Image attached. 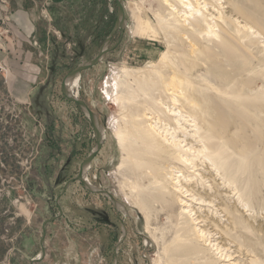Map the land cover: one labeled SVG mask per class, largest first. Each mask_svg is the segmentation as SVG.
Here are the masks:
<instances>
[{"label": "rangeland", "instance_id": "obj_1", "mask_svg": "<svg viewBox=\"0 0 264 264\" xmlns=\"http://www.w3.org/2000/svg\"><path fill=\"white\" fill-rule=\"evenodd\" d=\"M122 3L126 19L122 39L97 65L79 75L76 91L77 98L95 113L104 130L103 145L85 180L107 191L126 213L117 211L103 194L85 189L81 182L72 183L60 197L62 216L46 227L45 256L36 264H264V149L256 145L259 139L264 144V98L258 95H264L261 80L264 77V0H241L239 5L235 4V13L239 16L232 17L242 24L251 23L247 25L255 32L253 41L247 47L236 46L234 41V44H221L222 49L237 54V70L242 62L249 67L248 72L255 74L246 80V85L252 92L249 97L260 99L253 103L261 119L258 121L260 136L245 135L237 141L239 147L250 152L249 158L236 162L237 180L244 186L247 177L245 186L250 197L243 204H234L235 197L228 198L230 190L218 185L221 181L215 179L211 186L221 195V202L237 206L238 211H233L235 216L221 212L218 200L211 204L207 200L203 205L190 202L195 217L206 218L204 228L210 234L209 241L214 239L221 246L222 257L197 239L191 221L187 224L191 227L190 238L187 236L185 240L186 236L178 234L180 224L186 221L181 216L185 206H181L180 196H176L178 200L174 194L167 196L166 183L165 190L168 189L164 195L151 185L152 176L157 178L162 167H178L177 164L168 161L166 156L155 158L156 155L146 154V159L139 158L142 162L133 157L138 161H133L136 171L118 168L123 154L113 132L123 125L131 133L134 127L132 134L138 143V131L140 134L147 128L143 114L156 112L148 101L149 106L139 103L140 106L138 102L142 98L133 104L126 103L131 104L127 106L121 98L128 97L132 90L135 93V76L149 66L157 68L155 61L165 49L144 33L155 32L156 15H167L162 0H122ZM17 8L27 11L35 25L32 36L25 42L30 57L17 59L33 75L26 100L14 98L6 82L7 76L15 72L10 46L22 44L12 27L11 17ZM115 16V0H0V264H31L39 256L43 223L58 212L55 198L77 174L80 163L95 145L90 122L76 105L62 96L60 86L70 70L97 53L112 31ZM219 25L220 35L221 30H229L226 25ZM232 26L237 25L232 22ZM119 35V31L115 32L108 47L115 44ZM172 50L186 54L180 47ZM210 68L212 72L216 70L213 75L223 77L226 73L225 67L210 64ZM121 82L126 86L131 84L122 88ZM119 87L123 89L122 95ZM159 97L166 101L165 97ZM152 156L155 162L150 160ZM144 162L149 164L140 169ZM151 165L156 167L155 173ZM199 166L198 169H203ZM183 175L188 174L184 171ZM205 190L210 192L205 188L200 190L201 194ZM225 229L228 234L224 233ZM123 230L124 237L119 242ZM194 246L203 249L200 255L196 247L192 249Z\"/></svg>", "mask_w": 264, "mask_h": 264}, {"label": "bare ground", "instance_id": "obj_2", "mask_svg": "<svg viewBox=\"0 0 264 264\" xmlns=\"http://www.w3.org/2000/svg\"><path fill=\"white\" fill-rule=\"evenodd\" d=\"M219 1L162 0V4L166 7L167 15H156L155 32H145L144 36L149 35V38L152 37L154 39L152 41L160 42V45L163 44L161 46L165 49V52L161 51L158 60L155 61L157 68L149 66L134 77L133 82L136 83V88L134 87L135 93L132 90V94H127L128 97L122 96L121 98V101L125 105L133 101H139V98H142L143 101L138 102V104L143 103L144 105L148 101L147 103L150 102L151 106L156 109V112L149 111L143 114L144 119L147 121V128L143 129V132L140 129L142 132L140 134L137 129L139 140L136 139L138 143L135 141L134 133L132 134L134 127H132V130L129 127L131 133L130 131L127 133L128 129H125V126L122 125V129L116 130L113 133L117 140L118 148L123 154L118 166L122 171L123 169L131 170L134 168L136 165L134 163L138 162L136 161L137 158L140 160L139 158L141 157L142 159V156H144L146 159V154L148 157L149 155H156L154 156L155 158L159 157V155L162 157L166 156L169 159L168 161L171 160V163L178 165V167H174L173 165L167 167L166 165L162 169L157 167L161 169L160 173L164 172L165 168H167V171H165V174H160L161 176L164 174L162 177H159V172L157 178L151 175L153 182L151 185L154 184L153 189L158 190L160 194L164 195L168 189L165 190L167 187L166 183L169 187V191L166 193L167 196L168 193L174 194L175 197L180 196V198L178 197L179 202L182 207L185 206L181 212V216H184L186 221L180 224V229L178 228V230H181V232L177 233L181 236H186L184 239L187 238L191 230L187 224L191 221L197 239L204 242L206 246L214 248V251H217L216 254H220L219 257H222L223 249L221 246L214 239L209 241L210 234L204 228L206 218L195 217L196 212L190 209L192 207L190 202H198L203 205L207 200V204L218 200L221 212L226 216H232L234 212L238 211L236 205L230 207L221 202V195L211 185L213 184V180H220L221 182L217 184H222L230 190L231 193H228V198L230 196L232 198L235 197L234 204H243V201L246 198L248 199L249 188L245 186L247 184V177L244 178V186L239 183L237 180L236 162L238 159L249 158L250 152H245V149L243 150L241 146L239 147V142L237 141L241 136L245 135L259 137L261 133L258 130V121L260 122L261 119H259L260 115H256L257 112L255 113L254 111L256 108H253V103H257L254 100L258 98L249 97L252 92L246 85V80H251L255 74H252V71L248 72L249 67L246 63L242 62L240 63L241 68L237 70L235 68L237 54L235 55V52L232 53L225 48H221V44L223 46L224 43L230 44L233 41L236 46L247 47L253 41L255 32L252 31V27L248 26L251 25L250 22L244 21L245 23L242 24L232 17L233 14H238L239 16V13H235V4L239 5L241 0H225L220 1L218 4ZM213 3H216L217 6L213 5ZM224 9H227V11L225 10L224 12ZM244 19L242 18V20ZM232 22H235V25L238 27L235 26L236 28H233ZM219 24H222V27L223 24L226 25L232 32L221 30L220 32L222 33L220 35L218 33L221 27ZM159 37L160 41L158 40ZM178 47L184 49L186 54L174 53L172 48L175 50ZM210 64L225 67V75L223 77L219 74L213 75L212 73L216 70L212 72ZM188 65L192 66V68H188ZM125 75L127 76L128 74L125 73ZM261 75L263 77V74ZM261 80L264 81V77ZM125 84L122 85V88L123 86L129 87L131 83L128 86ZM78 85L79 75L74 74L66 85L69 94L77 96L76 90L78 89ZM237 85L239 87L235 91ZM122 88L120 91L123 90ZM238 89H240V93ZM152 91L155 92L152 94ZM120 93L122 95L123 91ZM138 93L142 96H139ZM155 94L159 95L155 96ZM258 95L264 98V95ZM159 96L165 97L166 101L160 99ZM262 97H260L261 101ZM147 103L146 105L149 106ZM161 116L169 120V122L171 121L172 126L168 124L169 122L165 123L166 120L162 119ZM128 123L125 122L126 125ZM129 125L130 123L127 126ZM101 132L104 134L103 128ZM255 139L257 142V137ZM258 141L259 143L257 142L256 145L264 149L263 142L260 139ZM262 149L259 150L262 152ZM133 157H137L135 158L136 160ZM151 159H153V156ZM155 160L153 159L154 162ZM142 161L140 160V162ZM145 164L149 163L144 162L140 164V169L143 168L142 166L145 167ZM199 165L203 169H198ZM149 167L147 165L148 169ZM207 167H210V169ZM154 168L151 169L153 173H155ZM201 170L203 171L202 173L199 172ZM184 171L188 174L187 176L183 175ZM148 172H150V169ZM205 188L209 189L210 192L207 193L205 190L201 194L202 191L200 192V190H204ZM117 209L126 213L125 208L119 204L117 205ZM139 210L141 211V208ZM210 224L214 228H218L211 221ZM226 230H223L224 233L227 232ZM212 242L213 244H211ZM194 248L200 255L203 249L197 246H194L192 249ZM193 252L195 253V251Z\"/></svg>", "mask_w": 264, "mask_h": 264}, {"label": "water", "instance_id": "obj_3", "mask_svg": "<svg viewBox=\"0 0 264 264\" xmlns=\"http://www.w3.org/2000/svg\"><path fill=\"white\" fill-rule=\"evenodd\" d=\"M115 8H116L115 23H114V26H113L112 31L109 34L108 38L104 41V43L99 48L97 53H95L91 59H89L87 61H82L80 64L75 66L72 70H70L63 77V80L61 82L60 91H61L62 96L68 102L76 105L82 111L83 115L90 122L91 127H92L93 136L95 138V145H94L93 149L90 151V153L86 156V158L80 163L77 174L72 179L68 180L64 184L62 191L60 193V196H57L55 198L54 202L57 205L58 212H57V214L51 216L48 220L44 221L43 226H42L43 233H42V236L40 238V253H39V256L37 258L32 260L31 264L39 263L44 258V256H45V249H44L45 239L44 238H45L46 227L48 224L56 221L58 218H60L62 216L63 212L59 206L60 197L64 195V193L67 191L68 187L72 183L81 182L82 185L85 187V189H87L91 192H94V193L103 194V196H105L108 200L112 201L114 208L118 211L117 205L119 203L114 201L112 196H110V194L107 191L92 187L85 180V178H87L86 174L90 168V165H91L93 159L97 156V154L101 150V147H102L103 141H104V136H103L104 134H102V132H101L102 127L100 126L95 113L86 105V103L83 100L77 98V96H73L72 94H69V92L67 91V88H66L68 80L74 74L80 75L83 71H86V70L92 68L93 66L97 65L108 52L113 50L119 44V42L122 39V36L124 34V30L126 28V19L124 16V6L122 3V0H115ZM117 31L120 32L118 40L115 42L114 45H112L111 47H108V43L110 42L112 36ZM124 233L125 232L123 230V234H122L119 242L122 241V239L124 237Z\"/></svg>", "mask_w": 264, "mask_h": 264}, {"label": "crops", "instance_id": "obj_4", "mask_svg": "<svg viewBox=\"0 0 264 264\" xmlns=\"http://www.w3.org/2000/svg\"><path fill=\"white\" fill-rule=\"evenodd\" d=\"M11 18L13 21V31L22 44H19L18 46H13L14 44H12L10 46V51L12 53L11 56H13L11 58V65L15 68V72L10 76H7L6 82L8 89L11 91L14 98L26 100L27 93L30 89L29 82L34 81H30V78L32 79L33 75L26 70L25 66L27 65L22 64L23 61H18L17 59L26 60L30 57V50L26 48L25 42H27L26 40L32 36L35 25L31 20L29 13L24 9H15Z\"/></svg>", "mask_w": 264, "mask_h": 264}]
</instances>
